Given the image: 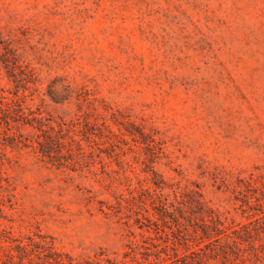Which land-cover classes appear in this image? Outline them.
Segmentation results:
<instances>
[{"label": "rangeland", "instance_id": "obj_1", "mask_svg": "<svg viewBox=\"0 0 264 264\" xmlns=\"http://www.w3.org/2000/svg\"><path fill=\"white\" fill-rule=\"evenodd\" d=\"M53 257L264 264V0H0V264Z\"/></svg>", "mask_w": 264, "mask_h": 264}, {"label": "trees", "instance_id": "obj_2", "mask_svg": "<svg viewBox=\"0 0 264 264\" xmlns=\"http://www.w3.org/2000/svg\"><path fill=\"white\" fill-rule=\"evenodd\" d=\"M211 222L214 223V225L212 226V230L215 231L216 234H220L222 232L221 228L219 227L220 221L211 219ZM204 228H206V227H204ZM204 228H202V231L204 232V234H206V237L208 238L209 235H207V234H209V233ZM53 260L55 263L63 264L61 259H59L57 257H53Z\"/></svg>", "mask_w": 264, "mask_h": 264}]
</instances>
